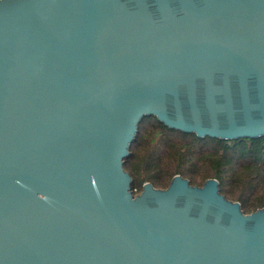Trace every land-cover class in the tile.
Wrapping results in <instances>:
<instances>
[{
  "label": "water",
  "instance_id": "water-1",
  "mask_svg": "<svg viewBox=\"0 0 264 264\" xmlns=\"http://www.w3.org/2000/svg\"><path fill=\"white\" fill-rule=\"evenodd\" d=\"M148 117L264 137V0H0V264H264L216 179L134 193Z\"/></svg>",
  "mask_w": 264,
  "mask_h": 264
},
{
  "label": "trees",
  "instance_id": "trees-1",
  "mask_svg": "<svg viewBox=\"0 0 264 264\" xmlns=\"http://www.w3.org/2000/svg\"><path fill=\"white\" fill-rule=\"evenodd\" d=\"M124 169L132 178L136 194L147 182L154 188L165 189L176 175L195 186L196 177L205 171L203 183L216 179L220 193L238 202L243 213L264 207V137L199 139L194 134L168 129L156 118L148 117L138 125ZM240 184L242 190L233 198L230 189Z\"/></svg>",
  "mask_w": 264,
  "mask_h": 264
},
{
  "label": "rangeland",
  "instance_id": "rangeland-1",
  "mask_svg": "<svg viewBox=\"0 0 264 264\" xmlns=\"http://www.w3.org/2000/svg\"><path fill=\"white\" fill-rule=\"evenodd\" d=\"M200 174V172L197 174V175H199ZM207 173L205 172V171H201V175H199L198 177H196V179H195V183L197 184V185H195V186H201L202 184H203V179H201V177L202 176H204V175H206ZM241 186H242V184H240V186H237V188H234V187H232L230 190H232L231 191V196L233 197V198H235L237 195H239V192L242 190V188H241ZM136 194V193H135ZM258 195H260V194H258ZM262 195V194H261ZM261 197H263V195L261 196Z\"/></svg>",
  "mask_w": 264,
  "mask_h": 264
}]
</instances>
